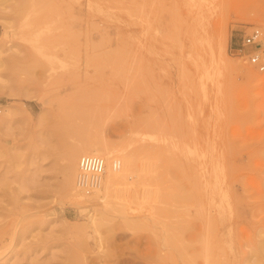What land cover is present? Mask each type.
Returning a JSON list of instances; mask_svg holds the SVG:
<instances>
[{"label":"rangeland","instance_id":"rangeland-1","mask_svg":"<svg viewBox=\"0 0 264 264\" xmlns=\"http://www.w3.org/2000/svg\"><path fill=\"white\" fill-rule=\"evenodd\" d=\"M251 27L264 0H0V264H264ZM95 144L101 202L67 160Z\"/></svg>","mask_w":264,"mask_h":264},{"label":"built area","instance_id":"built-area-1","mask_svg":"<svg viewBox=\"0 0 264 264\" xmlns=\"http://www.w3.org/2000/svg\"><path fill=\"white\" fill-rule=\"evenodd\" d=\"M262 30L259 27H251L240 39L239 47L234 49L237 56L244 58L248 63L258 65L264 63V50L261 46ZM115 169L118 164L115 162ZM105 174V160L99 156H83L78 161L76 175V189L91 195L102 187Z\"/></svg>","mask_w":264,"mask_h":264},{"label":"bare ground","instance_id":"bare-ground-1","mask_svg":"<svg viewBox=\"0 0 264 264\" xmlns=\"http://www.w3.org/2000/svg\"><path fill=\"white\" fill-rule=\"evenodd\" d=\"M95 146V147H94ZM93 147L94 148H90V149H82V150H80V149H78L76 152L77 153H72L73 151H71V152H69L68 153V155H67V160H68V163L70 164V165H72V168L74 169L73 170V172H78V165H77V162H78V160H79V158H81V157H83V156H88L89 154H93V155H103V156H105L106 158H108L107 160H105V174L107 175V178L108 179H105V181L102 183V185H103V187H102V190H98V191H96V192H94V194L92 195V196H84V197H92L93 199H96V200H100V202L101 201H105V200H108V199H106L107 197H108V193H109V191H108V189H110L109 188V178L111 177L112 179L111 180H113V178H114V176H113V167L115 166V161H111V159L112 158H110V153L109 152H107V149H106V147L105 146H103V145H101V144H95ZM144 152H148L147 151V149H146V151H144ZM83 155V156H82ZM134 155V156H133ZM132 156V161H133V164L134 165H137L136 163V161H138V163H139V152H137V153H134ZM109 159H110V162H109ZM128 161H130V160H128ZM128 163H130V162H128ZM141 163V162H140ZM132 164V165H133ZM145 164V163H144ZM147 164V163H146ZM145 164V165H146ZM148 164H149V162H148ZM148 164H147V166H148ZM142 165V164H141ZM143 166V167H145L146 168V166ZM149 166H150V164H149ZM148 166V167H149ZM142 167V168H143ZM135 169H136V167H134ZM134 168H133V170L132 171H134ZM142 168H140V165H139V169H142ZM71 169V168H70ZM70 169H68V170H70ZM144 169V168H143ZM143 169H142V171H143ZM146 169H144V171H145ZM148 170V169H147ZM146 170V171H147ZM67 171V170H66ZM115 171V170H114ZM137 171H139L138 169L137 170H135V173H137ZM140 172V171H139ZM133 173V172H132ZM67 174H69L68 172H67ZM74 174H76V173H74ZM140 174H141V172H140ZM144 175V174H143ZM147 175H148V173H147ZM105 176V175H104ZM139 176V179H137V178H135L136 180H138L139 181V183H141L142 185H144L145 187H147L146 185H150V183H152L154 180H153V178L151 177V176H142V175H138ZM69 177H71L70 175H69ZM134 176H132V178H133ZM71 180V179H70ZM104 180V179H103ZM130 180V179H129ZM114 182H115V179L113 180ZM112 181V182H113ZM75 186V185H74ZM64 189H65V191H72V190H74V187H73V185H72V182L70 183H68V180H67V182L64 184ZM101 189V188H100ZM142 189V188H141ZM214 190V189H213ZM139 193V192H138ZM138 193H136L137 195H138ZM141 193V192H140ZM145 193V192H144ZM147 193V192H146ZM149 193V192H148ZM150 194V193H149ZM153 194V193H152ZM182 194V193H181ZM70 196H71V194H69ZM145 195V194H144ZM154 195V194H153ZM222 195H224V197L226 198V195L225 194H222ZM221 195V196H222ZM76 196L78 197L79 196V198H81V196H82V194H80L79 193V195L78 194H76ZM82 196V197H83ZM133 196H135V195H133ZM177 196V195H176ZM75 197V196H74ZM136 197V196H135ZM145 197V196H144ZM143 197V198H144ZM71 198V197H70ZM131 200H133V203H136V201L137 200H135V199H137V198H135V199H133L132 198V195H131ZM139 198V197H138ZM140 198H141V196H140ZM174 198V197H173ZM181 198V196H180V193H179V195H178V197H177V199H180ZM75 199V198H74ZM148 199H149V196H148ZM140 200V199H139ZM138 200V201H139ZM225 200V199H224ZM226 200H227V198H226ZM225 200V201H226ZM135 201V202H134ZM137 201V202H138ZM143 201H144V199H143ZM225 204V203H224ZM228 205V204H227ZM167 205H165V207H166ZM163 207H164V205H163ZM139 226H141V225H139ZM136 227H138V226H136ZM264 247V243H262L261 245H259V249L260 248H263Z\"/></svg>","mask_w":264,"mask_h":264}]
</instances>
